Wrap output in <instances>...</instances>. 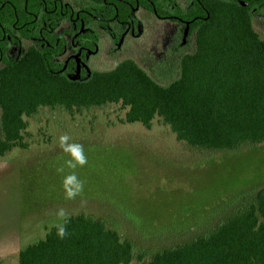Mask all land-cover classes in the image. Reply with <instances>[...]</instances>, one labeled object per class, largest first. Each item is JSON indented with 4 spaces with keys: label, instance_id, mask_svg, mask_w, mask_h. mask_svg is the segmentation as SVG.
Masks as SVG:
<instances>
[{
    "label": "trees",
    "instance_id": "16d2710c",
    "mask_svg": "<svg viewBox=\"0 0 264 264\" xmlns=\"http://www.w3.org/2000/svg\"><path fill=\"white\" fill-rule=\"evenodd\" d=\"M69 1L93 12L108 8V17L114 10L125 12L120 0ZM51 8L52 0H0L1 25L28 21L30 11L35 26L23 35L50 42L28 44L19 53H11V44H0V158L13 147H25L27 119L44 107L72 112L116 104L124 110L123 121L149 127L158 118L179 141L200 149L264 143V37L254 28L256 16H264V0H193L173 6L189 21L190 38L172 49L173 56L179 52L177 75L168 82L129 57L107 69L92 64L74 70V61L62 56L56 33L62 16ZM56 231L52 226L21 247L18 264H128L134 259L141 264H264V186L249 190L213 224L145 260L102 219L73 214L69 235L60 239Z\"/></svg>",
    "mask_w": 264,
    "mask_h": 264
},
{
    "label": "rangeland",
    "instance_id": "374dc122",
    "mask_svg": "<svg viewBox=\"0 0 264 264\" xmlns=\"http://www.w3.org/2000/svg\"><path fill=\"white\" fill-rule=\"evenodd\" d=\"M254 28L264 37V16ZM105 45L92 58L98 68L129 57L159 81L177 75L179 52L171 54L176 44H121L114 53L108 51L115 44ZM123 117L119 105L105 104L72 112L44 107L27 119L25 147L0 158V264H18L21 247L61 222L56 215L61 208L102 219L145 260L213 224L249 190L264 186V143L200 149L179 141L158 118L145 127ZM63 133L83 144L88 157V164L75 170L85 187L73 200L62 188L63 176L72 170H56L70 158L58 146Z\"/></svg>",
    "mask_w": 264,
    "mask_h": 264
},
{
    "label": "flooded vegetation",
    "instance_id": "af4514ba",
    "mask_svg": "<svg viewBox=\"0 0 264 264\" xmlns=\"http://www.w3.org/2000/svg\"><path fill=\"white\" fill-rule=\"evenodd\" d=\"M120 1L123 3L121 6L125 10L122 12L124 15H118L117 10H114L115 13L108 17L104 15L110 12L108 8L103 12H93L84 9L78 2L74 4L69 0H52L49 12L58 9L62 16L61 23L56 28L61 40L59 43L63 44L62 56L66 62L74 61V70L90 67L93 64L92 58L105 49V44H115L108 51L114 53L116 49H120L121 44H186L190 38L189 21L176 15L173 6L185 5L193 0ZM195 2L198 3L199 0ZM108 5L113 6L110 1ZM126 7L129 8L127 12ZM27 12L32 16L28 21L14 23L12 27L0 24V44H11V53L21 52L28 44H50L44 37L23 35L25 28L32 30L35 26L34 14ZM261 17L256 16L255 20ZM38 33L41 34V30Z\"/></svg>",
    "mask_w": 264,
    "mask_h": 264
},
{
    "label": "clouds",
    "instance_id": "9594fccd",
    "mask_svg": "<svg viewBox=\"0 0 264 264\" xmlns=\"http://www.w3.org/2000/svg\"><path fill=\"white\" fill-rule=\"evenodd\" d=\"M58 146L70 158L64 162V165L58 167V173H64L65 166L71 169L67 175L63 176L62 188L64 190L65 198L73 200L77 196H81L84 192L85 181L80 179L75 171L78 167L82 168L88 164V157L85 153L84 145L75 142L73 137L67 133H63L58 137ZM61 223L56 224V235L60 239H64L69 235L67 231V224L70 222V214L63 208L58 209L56 213Z\"/></svg>",
    "mask_w": 264,
    "mask_h": 264
}]
</instances>
